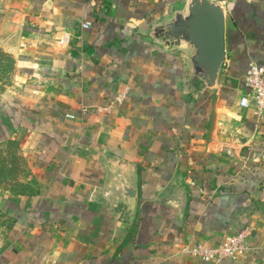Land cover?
I'll return each mask as SVG.
<instances>
[{
  "label": "crops",
  "instance_id": "0c3cea01",
  "mask_svg": "<svg viewBox=\"0 0 264 264\" xmlns=\"http://www.w3.org/2000/svg\"><path fill=\"white\" fill-rule=\"evenodd\" d=\"M173 1L0 0L18 71L0 143L18 139L31 184L0 196V264H214L180 250L243 230L249 250L215 264H264V117L239 104L264 66V0L229 2L220 78L199 96L179 51L146 38Z\"/></svg>",
  "mask_w": 264,
  "mask_h": 264
},
{
  "label": "water",
  "instance_id": "95a60500",
  "mask_svg": "<svg viewBox=\"0 0 264 264\" xmlns=\"http://www.w3.org/2000/svg\"><path fill=\"white\" fill-rule=\"evenodd\" d=\"M225 14L214 0H174L168 11L148 22L146 38L163 50L177 49L184 66V92L199 96L216 87L224 64ZM122 195L137 200L133 183L121 185ZM177 208L183 211L186 192L177 193Z\"/></svg>",
  "mask_w": 264,
  "mask_h": 264
},
{
  "label": "rangeland",
  "instance_id": "374dc122",
  "mask_svg": "<svg viewBox=\"0 0 264 264\" xmlns=\"http://www.w3.org/2000/svg\"><path fill=\"white\" fill-rule=\"evenodd\" d=\"M9 10L0 7V98L13 92L18 73L15 59L4 49V41L11 30L9 27L15 26L14 13ZM29 173L30 169L20 152L18 139L0 143V196L31 190L30 182L26 181ZM7 228L8 221L0 211V245Z\"/></svg>",
  "mask_w": 264,
  "mask_h": 264
},
{
  "label": "built area",
  "instance_id": "2783aa9c",
  "mask_svg": "<svg viewBox=\"0 0 264 264\" xmlns=\"http://www.w3.org/2000/svg\"><path fill=\"white\" fill-rule=\"evenodd\" d=\"M93 1V0H88ZM219 3L226 16L227 8L231 0H214ZM90 23L84 21L83 28H88ZM245 94L240 99V106H251L254 113L264 117V66L258 63H250L244 75ZM251 236L249 230L227 236L218 244L206 241L199 242L195 246H185L180 252L196 259L218 263L223 259H237L249 250L248 240Z\"/></svg>",
  "mask_w": 264,
  "mask_h": 264
}]
</instances>
